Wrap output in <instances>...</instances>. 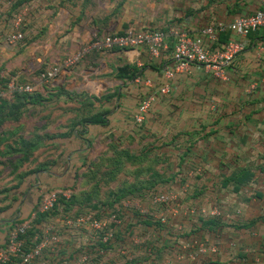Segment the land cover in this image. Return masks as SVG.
Instances as JSON below:
<instances>
[{"label": "crops", "instance_id": "0c3cea01", "mask_svg": "<svg viewBox=\"0 0 264 264\" xmlns=\"http://www.w3.org/2000/svg\"><path fill=\"white\" fill-rule=\"evenodd\" d=\"M155 3L1 0L0 87L10 78L30 82L88 43L94 33L178 29L193 35L212 22L229 23L257 8V0H246L236 12V2L227 1L192 16L184 13L177 23L173 15L159 17ZM15 15L23 18L24 40L8 45L5 37ZM220 40L243 48L225 67V79L202 65L167 79L165 72L174 67L170 44L158 57L144 47L92 53L44 84L38 92L47 102L28 106L40 119L32 130L36 135L62 136L73 122L93 115L103 123L78 128L72 136L40 147L21 165L15 164L20 155L1 156L0 143V247L12 225L37 212L40 192L65 189L72 191L73 203L68 211L61 206L47 219L59 243L45 253L44 264H80L81 257L86 258L81 264H264V36L241 38L229 32ZM120 68L126 73H119ZM164 86L168 91L162 94ZM87 89L105 91L96 95ZM148 97L153 98L149 110L136 126L133 117ZM21 120L4 122L0 137L17 132ZM77 135L89 140L88 150L79 147ZM126 143L130 148L144 144L139 151L128 150L132 155L149 153L145 177L133 160H126L115 176L106 173L113 148L127 149ZM83 154L84 160H76ZM144 179L152 187L142 189L140 197H116L123 185ZM184 185L188 189L183 193ZM95 187L97 193L92 192ZM160 192L173 193V200L156 204L154 196ZM131 201L140 202V209L127 206ZM85 214L102 221L110 215L118 219L102 255L95 232L77 223ZM154 216H165L166 222Z\"/></svg>", "mask_w": 264, "mask_h": 264}, {"label": "built area", "instance_id": "2783aa9c", "mask_svg": "<svg viewBox=\"0 0 264 264\" xmlns=\"http://www.w3.org/2000/svg\"><path fill=\"white\" fill-rule=\"evenodd\" d=\"M1 1V0H0ZM12 1H9L11 3ZM23 18L15 15L11 31L6 35L5 42L8 45H17L24 40L21 25ZM235 33L241 38H246L252 33L264 36V0H257L256 10L244 16H238L229 23L212 22L190 34L186 30L169 29L165 30H141L137 32L127 31L124 34H98L94 33L88 43L83 45L74 53L66 56L59 63L47 69L41 70L30 82L20 83L15 78H10L5 87H0V99L12 97L15 93L31 94L41 89L44 84L56 81L61 72L77 66L86 56L92 53H104L114 48L130 49L144 47L152 57H158L170 48L171 59L174 62L173 71L165 72L166 78L171 79L174 72H184L191 65H202L213 76L225 79L224 69L242 51V45L238 42L227 41L219 43L220 35ZM171 39L173 42L170 43ZM168 86L160 89L164 94ZM153 98L148 97L140 101L137 112L133 117V123L140 126L149 110ZM188 186L181 187V192H186ZM71 196L70 190L55 189L40 192L37 212L40 214L50 213L55 208L61 210V200L67 201ZM156 204L170 203L174 194L171 192H160L154 196ZM127 206L140 209L138 201H131ZM159 223H165V216H154ZM36 213L30 218L12 225L5 236L3 245L0 247V264H44L46 252H53L59 243V234L49 221L35 223ZM71 225V222H67ZM78 225L88 224L95 232V237L100 243V255L104 254L114 236L111 225L118 224L115 215H110L105 221L96 219L91 214H85L78 218ZM33 236L28 241L24 236L29 232ZM201 249H199V252ZM85 257L79 259L81 264ZM97 264H105L99 261Z\"/></svg>", "mask_w": 264, "mask_h": 264}, {"label": "trees", "instance_id": "16d2710c", "mask_svg": "<svg viewBox=\"0 0 264 264\" xmlns=\"http://www.w3.org/2000/svg\"><path fill=\"white\" fill-rule=\"evenodd\" d=\"M226 34H222V35L226 36ZM225 42L227 41H221L219 38V43H225ZM118 72L126 73V70L125 68L122 69L120 68ZM113 96H117V92L115 94L108 96L107 99L112 98ZM43 102H47V99L46 97H42V95L38 91H35L31 94L15 93L10 101L6 99H0V126L3 125V123L6 121L18 123L21 120V118H23L26 110L28 109V106H32V107L41 106L43 105ZM91 105L92 104L89 103L90 107ZM102 123L103 122L98 119V115H93L87 119H81L80 121L73 122L69 126L70 129L69 133H66L62 136H46V135L39 136L34 133L28 138L24 137V135L21 134L22 125H19V130L17 132L9 131L8 137H0V143H2L4 146V152L1 153V156L6 157L8 155L10 156L20 155V158L16 160L15 164L21 165L24 162H28L29 158L32 156V153L37 149H39L40 147L45 146L46 144L49 145V144L57 143V140H64L72 136L73 132L78 131V128H81V130L84 131L90 125H97ZM77 136L80 141V144H78L79 147L88 150L90 148L89 140L83 136L80 135ZM75 140H77V137H75ZM77 149L79 148L77 147ZM113 152H114L113 156L109 157L106 160V164L108 166L106 170L107 174H112L115 176L117 172H120L123 169L126 160L138 161V164H140L139 174L142 175L143 177H145V175L148 174V169L146 168L147 166L146 162L149 160V153L147 151H141L138 155L136 154L132 155L128 149L115 147L113 148ZM79 158L84 160L85 155L83 154L81 156L80 155L76 156V160H79ZM32 172L33 171L26 172L24 176L29 175ZM103 172H105V170ZM244 176L248 178V175L245 174ZM144 181L140 180L139 183L133 185H126V184L123 185V188H119L117 190L116 197L119 196L120 197L129 196L130 198L140 197L142 189L144 188L150 189L152 187V183H148L146 179H144ZM237 187L238 186H235L234 190H237ZM97 191L98 190L95 187L92 192L97 193ZM60 203L63 210L68 211L67 208L69 209L70 204L73 203V194L71 193V196L67 201L61 200ZM80 205H84V204H80ZM56 214H58V210L56 208L50 213L40 214L36 212L35 223L46 221L48 218ZM32 236H33V232L29 231L24 237L27 238L29 241Z\"/></svg>", "mask_w": 264, "mask_h": 264}, {"label": "rangeland", "instance_id": "374dc122", "mask_svg": "<svg viewBox=\"0 0 264 264\" xmlns=\"http://www.w3.org/2000/svg\"><path fill=\"white\" fill-rule=\"evenodd\" d=\"M227 1L236 2L233 6V9L236 10V12H239L241 11V7H242V6L240 7V5L246 0H156L155 3L156 5L154 9H155V13L158 14L159 17L166 15H173V20H175L178 23L181 22L182 19L180 16L183 15L184 13H186V15L191 14L192 16L194 15L195 12L202 11L206 8H210L211 6L218 5ZM174 25L177 24L175 23ZM99 83L101 84V82H98V84ZM88 84L91 85L90 81H88ZM87 90L89 92H94L96 95H100L102 91H105L104 89H100L97 92L90 89ZM29 115L32 117H29ZM21 122H22L21 134L28 137L34 134V132L32 131L34 129V126L40 125V119L36 120L34 117V111L30 112L29 108L26 110ZM63 123L66 122L64 121ZM138 134H140V132H138ZM140 143H145V142L140 141ZM129 145L131 146V144L128 143L124 144V146L128 147L127 149L129 150L139 151L141 145L144 144H140V147L138 148H136L135 145H132V148H130Z\"/></svg>", "mask_w": 264, "mask_h": 264}]
</instances>
